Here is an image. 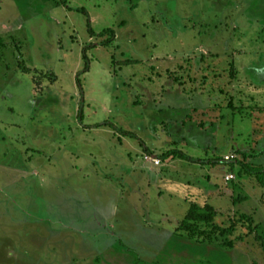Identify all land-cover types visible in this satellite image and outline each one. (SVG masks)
I'll use <instances>...</instances> for the list:
<instances>
[{
  "label": "rangeland",
  "instance_id": "obj_1",
  "mask_svg": "<svg viewBox=\"0 0 264 264\" xmlns=\"http://www.w3.org/2000/svg\"><path fill=\"white\" fill-rule=\"evenodd\" d=\"M0 40V264H264V0H0Z\"/></svg>",
  "mask_w": 264,
  "mask_h": 264
},
{
  "label": "trees",
  "instance_id": "obj_2",
  "mask_svg": "<svg viewBox=\"0 0 264 264\" xmlns=\"http://www.w3.org/2000/svg\"><path fill=\"white\" fill-rule=\"evenodd\" d=\"M109 33H113V31H108ZM2 40H0L1 43ZM109 43H105L102 46H109ZM84 60L87 61L86 55L84 56ZM77 85L80 87L79 79H77ZM132 136L131 134H127ZM180 160H186L185 157L179 156ZM217 214L212 206H205L203 209H199L198 206L192 205L187 212L184 220L180 223L179 231L190 234L192 237H200L202 233L199 231V225L205 224L210 225L214 222ZM256 241L262 242V238L256 237ZM224 247L228 249L233 248V244H226ZM264 248V247H263Z\"/></svg>",
  "mask_w": 264,
  "mask_h": 264
}]
</instances>
